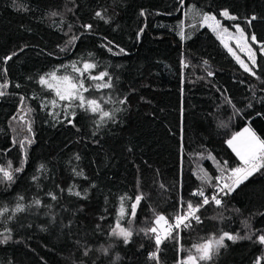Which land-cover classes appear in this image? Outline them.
I'll return each mask as SVG.
<instances>
[{"label":"trees","instance_id":"trees-1","mask_svg":"<svg viewBox=\"0 0 264 264\" xmlns=\"http://www.w3.org/2000/svg\"><path fill=\"white\" fill-rule=\"evenodd\" d=\"M203 14L256 37L254 75L202 26ZM73 63L95 67L81 76ZM52 72L84 80V97L101 111L61 101L40 83ZM0 92V167L10 164L14 177L0 173V241L8 237L0 264H182L225 232L255 235L225 239L198 264H264L255 242L264 234V169L221 193V206L201 207L199 222L159 233V250L148 231L158 216L173 220L201 202L199 189L216 193L225 162L240 165L226 143L234 133L257 120L264 139V0H0ZM205 172L211 183L198 178ZM117 225L131 231L128 243L113 234Z\"/></svg>","mask_w":264,"mask_h":264},{"label":"snow or ice","instance_id":"snow-or-ice-1","mask_svg":"<svg viewBox=\"0 0 264 264\" xmlns=\"http://www.w3.org/2000/svg\"><path fill=\"white\" fill-rule=\"evenodd\" d=\"M143 15V13H141ZM55 15V13H54ZM97 16H101V13L97 12ZM220 15L235 20L237 19L235 16H230L228 11L225 10L220 13ZM103 18V17H101ZM255 19V17H253ZM203 23L208 24V27H210L213 31H216L218 28H220V22L216 19L215 16H211L208 14H203L202 16ZM86 27H91V25H88ZM224 32H227V29L223 30ZM236 31L239 33L238 40V46H239V40L244 39V31L239 28V26H236ZM183 35V33H181ZM221 38L223 42V38ZM75 39V38H74ZM251 40L253 42L256 41V37L253 35L251 37ZM71 43V41L69 42ZM225 47H228L227 44H225ZM247 49L249 59L252 61V64L255 65V54L252 52V49L245 44L244 46ZM63 51V49H61ZM232 50L229 48V52ZM121 52H123V49H121ZM8 59H11V57H8ZM238 62L241 63V67L244 68L246 72H250L251 74H255L252 72V70L243 62L239 61V58H237ZM95 65L91 63H84L83 70L76 67V64L73 63L72 69L74 72L79 73L81 76L84 75L85 72H88L90 69L94 68ZM50 75V81L44 79L41 77L40 83L42 85H46L49 89L53 90L55 92V95L59 97L61 101H68L69 105L73 101L79 100L81 107L87 105V109L91 112L95 113L97 111H101L100 104L95 99H86L83 95V92H87L88 88L85 87L84 80L82 79H76L68 75H62L57 76L56 72H52ZM108 74L106 72L100 73L99 75L90 76L89 78L96 81V80H103L105 76ZM97 88L99 87H111L110 82L104 83L103 85H96ZM82 90V91H81ZM3 92H0V95H3ZM123 102V101H121ZM53 105H55V101L52 102ZM74 115V113H73ZM103 116H109L108 112H103ZM229 148L232 149V151L235 153L236 157L240 161V165L231 169H227V162H225V168L222 169V175L221 177H217V191L214 195L209 198L205 195L204 190L201 188L198 191L194 192L193 195L202 197V201L199 202L196 205H193L192 202L187 203V210L183 214H178L175 217V224H168V221L165 219L164 216H158L156 219V223L159 225L161 221H163L165 224L168 225L166 235H171V231L173 228H180L182 225L184 227H188L189 224L187 221L191 219H195L197 222H199L200 218L196 216V213L200 210L201 207L204 205L209 204L210 202H214L216 206H221L222 201L219 198L220 194L223 193L224 195H230L232 192L235 191L236 188H238L241 184H243L246 180H248L251 176H253L255 173L260 172L261 169H264V139L260 138L256 132L251 127H245L242 132H238L235 135H233L230 139L226 141ZM21 147L23 148V144H21ZM209 159H215L211 155L208 157ZM43 167V166H41ZM11 165L9 164V169H5L0 167V173L3 174V178L7 181H12L14 179L12 172L10 171ZM22 169L17 168L16 171L19 172ZM227 170L228 175L223 176V171ZM203 182L211 183L212 177H209L208 174L205 172L203 176L198 177ZM223 180L224 182L221 184L220 181ZM75 195L79 196L80 193L77 192ZM56 197L53 195L52 199H55ZM142 199V196H136L135 203L132 204V215H135V210L137 205L139 204L140 200ZM36 204H39L40 201H35ZM23 209L18 205L17 211H22ZM121 215H124V208L121 207L120 209ZM117 228L119 231L113 230V234L117 235L118 237H122L125 243L129 242V238L131 237L132 233L131 231H128L124 228H120L119 225H117ZM148 231L155 233V243L157 245V250H159V245L162 242V237L159 235L157 228L153 227L149 229ZM255 235V233H252L247 236H239L237 235H231L227 232L223 233L219 238H211L208 241H206L203 244L195 245L196 253L198 255H189L187 257V260L182 261V264H198V261H208L211 260L214 254H218L219 249L226 247L224 241L225 239L230 240L232 242H236L237 240L242 239H252V236ZM8 237L5 238L6 242ZM261 245H264V234H261L256 237V241ZM156 254L153 253L152 257H155ZM256 264H259V258H257Z\"/></svg>","mask_w":264,"mask_h":264},{"label":"rangeland","instance_id":"rangeland-1","mask_svg":"<svg viewBox=\"0 0 264 264\" xmlns=\"http://www.w3.org/2000/svg\"><path fill=\"white\" fill-rule=\"evenodd\" d=\"M211 16H213V15H211ZM218 21L220 22V28H218L216 31H213L210 27H208V24H206V23H202V26L206 27L209 30H211L212 32H214L217 35L218 39L220 40V42L222 43V45L224 47H225V44H227L228 47H225V48L228 50V52H229V48L232 50L229 53L234 57V59L237 62H238L237 58H239V61H241L244 64H246L252 70V72H254V67H256V63H255V65L252 64V61L249 59V55H248L247 49L244 47L245 44H247V46L252 49V52L255 54V61H257V54H256V51L254 49V42L251 40V37L248 36L244 32L245 38L239 40V46H238L237 38L239 37V33L236 31V26H234L233 29H230V27H227L226 25H224L221 20H218ZM239 28H241V27L239 26ZM224 29H227V32H224L223 31ZM182 33H183V35H181V36H182L183 40H187L189 35H191V33L185 28L182 29ZM219 37L223 38V42H222L221 38H219ZM239 64L241 66V63H239ZM57 76H60V75L57 74ZM46 80L50 81V79H46ZM18 118L20 120H23L25 118V116H23V114L20 113V115H18V117L16 119V123H15V126H14V130H15V134H16V140H17L18 143H20V145L23 144V146H24L26 141H27L28 134L26 133L25 129H22L20 126L17 125ZM255 122H257V120L252 121L246 127H251L253 129V127L255 125ZM23 123H25V122H22L21 125H23ZM243 130L244 129H242V130H240L238 132H242ZM238 132H236V133H238ZM236 133H234L233 135H235ZM223 182H224L223 180L220 181L221 184ZM165 225L166 224L163 221H161L160 224L159 225L157 224V226H156V228L158 230V233H160L163 237H167L168 236V235H166L167 228L165 227ZM118 231H119V229H118Z\"/></svg>","mask_w":264,"mask_h":264},{"label":"built area","instance_id":"built-area-1","mask_svg":"<svg viewBox=\"0 0 264 264\" xmlns=\"http://www.w3.org/2000/svg\"><path fill=\"white\" fill-rule=\"evenodd\" d=\"M209 198H211V196H208ZM202 199V198H201ZM208 205V204H207ZM206 205H204L203 207H205ZM198 214H199V211L196 213V216H198ZM168 221V224H175V218L173 219V220H167ZM196 220L195 219H189L188 221H187V223L189 224V226L193 223V222H195ZM165 227L166 228H168V225L166 224L165 225ZM182 227H184L183 225L180 227V228H182ZM180 228H178V229H180ZM177 228H173L172 229V231H171V233L172 232H175L176 230H178ZM163 243V240H162V242H161V244ZM160 244V245H161Z\"/></svg>","mask_w":264,"mask_h":264}]
</instances>
